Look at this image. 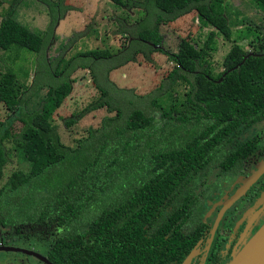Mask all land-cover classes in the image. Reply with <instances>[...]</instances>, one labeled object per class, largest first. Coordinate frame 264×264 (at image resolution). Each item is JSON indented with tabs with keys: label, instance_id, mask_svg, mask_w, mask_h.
Here are the masks:
<instances>
[{
	"label": "trees",
	"instance_id": "obj_1",
	"mask_svg": "<svg viewBox=\"0 0 264 264\" xmlns=\"http://www.w3.org/2000/svg\"><path fill=\"white\" fill-rule=\"evenodd\" d=\"M18 1L0 19V50L16 52L12 59L18 50L33 52L35 65L29 83L27 69L19 70L21 79L11 68L0 71V103L10 113L0 120V177L6 139L29 166L27 172H11L0 186V228L18 231L29 224L57 229L44 254L52 264H180L192 252L191 264L206 229L200 221L183 227L194 190L212 169L234 173L259 149L254 136H240L264 121V17L256 50L232 45L216 77L203 60L214 32L199 49L179 38L170 55L171 69L155 89L138 95L116 87L109 72L137 55L151 62L161 43L159 25L189 11L229 38L221 9L225 0L135 2L145 14L130 26L119 22L115 33L126 42L118 51H84L61 67L64 47L52 58L45 49L67 9L62 0H36L47 8L42 35L11 17ZM257 1L264 6V0ZM78 68L88 70L99 95L77 115L64 118V125L101 107L114 115L104 116L69 147L48 119L69 93L70 75ZM178 80L188 86L186 102L198 111L191 117L155 103ZM43 87L38 104L26 109ZM15 121L20 123L16 132ZM209 255L214 258L213 250Z\"/></svg>",
	"mask_w": 264,
	"mask_h": 264
},
{
	"label": "rangeland",
	"instance_id": "obj_2",
	"mask_svg": "<svg viewBox=\"0 0 264 264\" xmlns=\"http://www.w3.org/2000/svg\"><path fill=\"white\" fill-rule=\"evenodd\" d=\"M12 1L0 0V19L9 9ZM140 1L142 0H62V5L67 9L62 10L61 18L52 29L50 42L45 49L46 56L52 58L64 47L61 67L70 57L84 51L103 49L115 53L126 42L124 35L115 33L119 22L130 26L136 24L145 14L143 9L133 5ZM13 8L11 17L15 21L38 35L46 31L47 8L41 3L36 0H20ZM221 9L230 29L229 38H225L206 23L195 11H189L159 25L161 43L155 46V51L151 54V62H146L137 55L134 61L111 70L108 74L109 80L118 88L131 89L135 94L145 95L158 86L173 66L170 55L176 50L179 38H185L195 49H199L211 31L214 32V37L203 60L209 63L208 70L211 76L216 77L223 68L222 59L232 45H238L245 52L256 50V42L262 35L260 23L264 17V6L257 0H225ZM18 51L17 57L12 59L16 52L0 50V71L11 68L21 79L19 70L27 69L26 83H29L33 75L35 54L23 49ZM70 81L69 93L52 112L48 121L56 126L60 141L66 146L74 147L76 141L83 138L88 129L97 128L104 116L111 117L114 113L101 107L85 112L75 122L65 126L64 118L77 115L99 95L87 69H75L70 75ZM187 91L188 86L183 81H175L168 91L156 97L155 103L165 111L172 110L191 117L198 111L186 102ZM44 92V87L39 89L28 100L26 109L36 106ZM9 115L10 113L0 103V120L6 119ZM19 127L20 123L13 122L14 132ZM242 136H254L259 145L258 152L247 160L248 168L253 165V169L239 179H235L234 174H227L218 169L209 172L202 187H205V195L213 196L212 193L216 191L217 196H223L212 206V210L208 211L209 216L206 218L208 220H214L220 208L223 210L236 201L239 203L238 201L243 198L252 184L246 185L249 175L264 158V121L253 124L240 137ZM3 145L6 162L2 168L0 186L11 172L15 170L27 172L29 166L28 162L19 156L11 139L4 140ZM200 189L201 187H196L194 193H198ZM206 207L204 198L193 204L188 216L190 223L199 220L202 212L207 210ZM253 212L254 209L245 219H248ZM57 233L58 230L54 227H34L29 224L21 225L18 231L13 228H0V245L22 248L44 256ZM0 264L43 263L29 254L0 250Z\"/></svg>",
	"mask_w": 264,
	"mask_h": 264
},
{
	"label": "flooded vegetation",
	"instance_id": "obj_3",
	"mask_svg": "<svg viewBox=\"0 0 264 264\" xmlns=\"http://www.w3.org/2000/svg\"><path fill=\"white\" fill-rule=\"evenodd\" d=\"M257 152L258 151L254 154ZM248 158L243 162L240 169L234 173L227 174H234L235 179H239L241 176L248 174L247 172L253 169V165L248 168ZM203 185H205V183ZM203 185L198 186L201 187L198 193H194L196 198L193 204L197 203L199 199L204 198L207 210L202 212L200 219L196 222L190 223L188 217L183 224L184 228L188 226L186 229L191 228L199 221L206 225V229L204 230L205 233L202 235V237H204L196 247L198 253L191 260V264H206V262L209 261L211 264H225L264 221V171L255 182L249 186L246 194L238 201L239 203L236 201L231 206H227V208L224 209L222 208L223 210L220 208L214 220L206 219L207 216H209L208 211L212 210V206L219 202L223 195L217 196V192L214 191L212 193L213 196H207L204 193L205 187L202 188ZM253 209L254 212L248 219H245V217H248L247 214ZM254 223L256 224L253 225ZM213 225H215L214 231L208 244L210 230ZM211 250L215 253L214 258L209 255Z\"/></svg>",
	"mask_w": 264,
	"mask_h": 264
},
{
	"label": "water",
	"instance_id": "obj_4",
	"mask_svg": "<svg viewBox=\"0 0 264 264\" xmlns=\"http://www.w3.org/2000/svg\"><path fill=\"white\" fill-rule=\"evenodd\" d=\"M263 171H264V158L261 162H259L256 165L255 170L251 172L246 185L255 182V180L263 173ZM214 227L215 225H213L210 230L208 244L213 234ZM0 250L22 252L34 256L35 258L40 260L43 264H52L47 260L45 256L30 250H26L14 246H4V245H0ZM191 257H192V252H190L182 260L180 264H188ZM225 264H264V221Z\"/></svg>",
	"mask_w": 264,
	"mask_h": 264
}]
</instances>
